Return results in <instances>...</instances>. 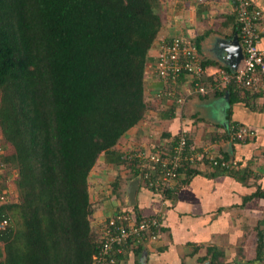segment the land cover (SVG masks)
I'll return each instance as SVG.
<instances>
[{
	"label": "trees",
	"instance_id": "16d2710c",
	"mask_svg": "<svg viewBox=\"0 0 264 264\" xmlns=\"http://www.w3.org/2000/svg\"><path fill=\"white\" fill-rule=\"evenodd\" d=\"M162 27L160 0H0L2 161L8 175L18 172L17 200L0 206L9 219L0 232V264H94L101 240L90 173L102 153L131 167L114 147L146 119L147 66ZM227 92L231 105L259 96L231 86L213 95ZM215 136L228 140L229 132ZM194 167L184 165L186 179L198 173ZM255 197L264 191L245 200ZM256 260H264L262 230ZM209 264L226 263L212 256Z\"/></svg>",
	"mask_w": 264,
	"mask_h": 264
},
{
	"label": "crops",
	"instance_id": "0c3cea01",
	"mask_svg": "<svg viewBox=\"0 0 264 264\" xmlns=\"http://www.w3.org/2000/svg\"><path fill=\"white\" fill-rule=\"evenodd\" d=\"M253 1L264 11V0ZM161 2L163 27L150 50V70L146 74L150 109L146 119L125 133L114 149L122 153L131 146L153 150L187 128L195 146H207L216 154L228 155V160L236 161L239 173L221 171L203 160L194 167L197 174L186 179L183 172L165 194L139 183L135 203L131 205L128 188L137 176L127 163H113L102 153L89 177L95 209L93 224L99 228L101 221L120 208L135 205L143 214L162 216L160 239L129 251L123 264H209L212 256L226 264H260L256 255L258 232H264V197L245 198L258 188L264 191V104L258 106L255 103L258 98L250 97L231 105L225 95L213 94L207 98L187 95L181 106L167 96L160 102L157 94L165 85L153 70L157 43L175 35L199 40L203 59L213 63L210 68L234 69L238 64L232 41L237 34L236 0ZM260 46L264 48V35ZM188 86L183 78L176 94H185ZM208 104H214L212 113L206 108ZM149 120L150 124H146ZM227 124L251 126L256 135L254 139L235 143L217 138L215 134ZM124 139L129 140L126 147Z\"/></svg>",
	"mask_w": 264,
	"mask_h": 264
},
{
	"label": "built area",
	"instance_id": "2783aa9c",
	"mask_svg": "<svg viewBox=\"0 0 264 264\" xmlns=\"http://www.w3.org/2000/svg\"><path fill=\"white\" fill-rule=\"evenodd\" d=\"M235 12L243 58L230 71L221 67H205L195 38L175 35L157 43L154 71L165 85V89L157 94L159 100L167 96L181 106L186 102L187 95H212L228 86L235 91L248 89L253 94H264V48L260 46L264 33V12L253 0H236ZM183 78L188 82V90L185 94H176ZM226 130L231 142L254 139L256 135V130L246 125L230 124ZM189 138V129L184 128L177 134L170 152L161 147L155 150L133 148L125 150L123 157L130 163L131 170L138 174L137 177L140 176L141 184L162 194L174 186L187 163L196 166L207 160L211 165L225 169L236 165V161L225 159L210 147L190 145ZM5 152L0 133V183H5L4 187L0 184V206L16 200V193L10 187V179L16 173L8 175L2 161ZM4 176L8 182L4 181ZM8 225L9 219L0 214V232ZM162 229L160 214H139L133 207L120 208L101 221L98 228L101 245L94 255V264H123V257L129 251L159 240Z\"/></svg>",
	"mask_w": 264,
	"mask_h": 264
},
{
	"label": "rangeland",
	"instance_id": "374dc122",
	"mask_svg": "<svg viewBox=\"0 0 264 264\" xmlns=\"http://www.w3.org/2000/svg\"><path fill=\"white\" fill-rule=\"evenodd\" d=\"M160 3L162 4V2H161V0H160ZM263 39V38H262ZM262 39H261V41H262ZM155 54V53H154ZM156 54H157V51H156ZM149 68V69H148ZM155 67H154V65H153V70H155L154 69ZM147 69L148 70H150V67H148L147 66ZM155 72V71H154ZM255 98H258V99H256L255 100V103L257 102V104H258V106H263V104H264V94H259V96H257V97H255ZM160 102H162V100L160 101ZM259 102H261V103H259ZM206 108L207 109H209L210 111H211V113L213 112V110H214V104H208L207 106H206ZM150 109V108H149ZM150 113V112H149ZM150 117V116H149ZM206 118H208L207 116H206ZM146 124H150V120H149V122H145ZM225 128H227V127H225ZM149 133H150V131H149ZM129 140L128 139H124L123 140V144H124V146L125 145H127L129 142H128ZM231 142V141H230ZM122 144V145H123ZM133 144V143H132ZM164 145H165V147H164ZM126 147V146H125ZM135 148L134 146H131V147H129V148H127V150H130L131 148ZM160 147H164L163 148V150H165V151H167L166 149L168 148V140H166V142L165 143H162V144H160V145H157L155 148L157 149V148H160ZM132 148V149H133ZM137 148H139V149H141V150H145L146 148H148V147H144V146H139V147H137ZM12 149L13 148H11V151H12ZM149 150H150V148H148ZM153 150H155V149H153ZM203 161V160H202ZM197 165V164H196ZM235 167V166H234ZM15 173H16V176L18 175V172L17 171H15ZM10 187H11V189L12 190H14L15 191V193L18 195V190H16L17 188H16V186L14 185V179H13V176L11 177V179H10ZM15 194V195H16ZM14 199H16V196H15V198ZM17 200V199H16ZM95 210V209H94ZM260 264H264V260L263 261H261V263Z\"/></svg>",
	"mask_w": 264,
	"mask_h": 264
},
{
	"label": "water",
	"instance_id": "95a60500",
	"mask_svg": "<svg viewBox=\"0 0 264 264\" xmlns=\"http://www.w3.org/2000/svg\"><path fill=\"white\" fill-rule=\"evenodd\" d=\"M232 41H233L234 46L236 47L237 60L239 63L240 60L243 58V50H242V46H241L238 34L235 35V37ZM225 97L227 98V100L229 102L228 92L225 94ZM226 127H228V124L226 125ZM139 183H140V176L136 177L134 180H132V182L128 188V199H129V203L131 205H133L135 203V193H136V190H137Z\"/></svg>",
	"mask_w": 264,
	"mask_h": 264
},
{
	"label": "clouds",
	"instance_id": "9594fccd",
	"mask_svg": "<svg viewBox=\"0 0 264 264\" xmlns=\"http://www.w3.org/2000/svg\"><path fill=\"white\" fill-rule=\"evenodd\" d=\"M199 46V45H198ZM200 49V48H199Z\"/></svg>",
	"mask_w": 264,
	"mask_h": 264
}]
</instances>
